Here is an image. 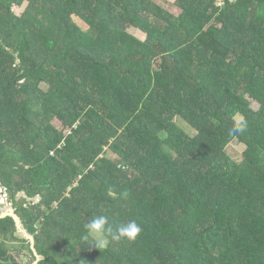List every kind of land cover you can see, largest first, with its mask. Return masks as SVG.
Here are the masks:
<instances>
[{
    "label": "trees",
    "instance_id": "trees-1",
    "mask_svg": "<svg viewBox=\"0 0 264 264\" xmlns=\"http://www.w3.org/2000/svg\"><path fill=\"white\" fill-rule=\"evenodd\" d=\"M167 2L0 0V183L40 264H264V0Z\"/></svg>",
    "mask_w": 264,
    "mask_h": 264
},
{
    "label": "rangeland",
    "instance_id": "rangeland-1",
    "mask_svg": "<svg viewBox=\"0 0 264 264\" xmlns=\"http://www.w3.org/2000/svg\"><path fill=\"white\" fill-rule=\"evenodd\" d=\"M162 5L164 6H167L169 8V10L175 14V15H178L180 13V9L178 7H176V5H171L170 3H168L167 1L168 0H158ZM170 1H173V0H170ZM167 2V3H166ZM173 3V2H172ZM168 4V5H167ZM166 7V8H167ZM23 10L22 9H18L19 12H21ZM76 21L77 23H79L84 29H88V26L80 19L76 18ZM130 32H132L134 35H136L137 37H141V38H144V36L142 35V33L140 32H136L135 29H130ZM43 88L46 89L47 87L45 85H43ZM251 108L254 109V110H257L260 108V102L256 99H253V101H251V104H250ZM240 117H242L240 115ZM53 125H55L57 127V129L61 130L62 129V122L59 121L58 119H55L53 122H52ZM181 125L186 132H188L189 134L193 135L196 133L195 130H193L192 128H185V125L181 122ZM227 152L228 154L236 161V162H241L243 161V158H244V155H243V151L245 150V146H243L242 144H237V143H231L228 147H227ZM2 184V183H1ZM0 184V212H2V210L4 209V205L1 204L2 200H1V197L3 199L8 200L10 202V204H7V206H12L14 208H17L15 205L18 204V203H21L23 199L27 198V195L25 193V191H22V192H19L17 193L16 195V198L15 200H13L11 198V195L9 194L8 196L5 195L4 193H9L8 191H6V189H4V187ZM29 198V197H28ZM32 201V205H36L38 204L40 201H41V197L40 196H37V197H34V198H30L28 199V202H31ZM12 204V205H11ZM35 230L36 231H39V228H38V225L35 226ZM93 235V234H92ZM93 237H95L96 239H98L100 242H104V238L101 237V236H97V235H93ZM3 240V238H2ZM105 243V242H104ZM107 243V242H106ZM6 244H7V247L9 248V254L15 258L17 261L21 262L22 264H28L29 261H32L31 260V254L29 252V244L27 242H19V241H12V239H9V240H6ZM19 250H23V253L25 255H27L29 258H27L26 260L24 259V257L21 255L20 251ZM22 253V254H23ZM61 257V254L59 255ZM59 257V258H60ZM61 259V258H60Z\"/></svg>",
    "mask_w": 264,
    "mask_h": 264
},
{
    "label": "clouds",
    "instance_id": "clouds-1",
    "mask_svg": "<svg viewBox=\"0 0 264 264\" xmlns=\"http://www.w3.org/2000/svg\"><path fill=\"white\" fill-rule=\"evenodd\" d=\"M243 128V121L241 118V123L240 125L237 127V131L242 130ZM1 184V183H0ZM2 185V184H1ZM3 186V185H2ZM4 187V186H3ZM4 189H6V187H4ZM6 191H8L6 189ZM5 195H9V193H4ZM125 195H127L125 193ZM2 203V202H1ZM16 209V213L18 214V209ZM19 215V214H18ZM20 216V215H19ZM9 218V217H8ZM21 218V217H20ZM22 219V218H21ZM23 224L24 221L22 220ZM25 226V224H24ZM86 229L88 230V232L90 234L93 235H97V236H101V237H110L112 240L114 241H119V240H128V241H133L137 238V236L140 234L141 232V228L140 226L135 222V221H129L125 224H121L118 227H116L115 229H113V227L108 223V218L107 216L101 215V216H97V217H93L89 223L86 224ZM26 228V227H25ZM27 229V228H26ZM28 230V229H27ZM29 232V231H28ZM34 236V240H35V248H36V239H35V234L31 233ZM21 241H25L30 245V250H31V244L29 241L26 240H21ZM37 250V248H36ZM32 251V250H31ZM38 252V251H37ZM31 254V252H30ZM39 254V253H38ZM32 257L31 260L33 261L35 259L33 252H32ZM40 255V254H39ZM42 256V255H40ZM43 257V256H42ZM43 259V258H42ZM30 263V261L28 262ZM40 263V262H39ZM38 263V264H39Z\"/></svg>",
    "mask_w": 264,
    "mask_h": 264
},
{
    "label": "water",
    "instance_id": "water-1",
    "mask_svg": "<svg viewBox=\"0 0 264 264\" xmlns=\"http://www.w3.org/2000/svg\"><path fill=\"white\" fill-rule=\"evenodd\" d=\"M2 203L4 205V209L2 210V212H0V220L1 219H6V218H11L14 223H15V233H14V237L17 238L18 240H26L29 241L31 244V250L33 252V255L35 257V259L33 261H30V263L28 264H38L41 260H42V256H40L35 248V240H34V236L28 232V230L25 228L22 219L20 218V216L16 213V209L12 206H7V204H10V202L8 200L5 201V199H3L1 197Z\"/></svg>",
    "mask_w": 264,
    "mask_h": 264
},
{
    "label": "flooded vegetation",
    "instance_id": "flooded-vegetation-1",
    "mask_svg": "<svg viewBox=\"0 0 264 264\" xmlns=\"http://www.w3.org/2000/svg\"><path fill=\"white\" fill-rule=\"evenodd\" d=\"M29 248H30V245H29ZM19 251H20L21 255L24 257L25 260H26L27 258H29L27 255H25V254L23 253V250H19ZM22 253H23V254H22ZM31 257H32V255H31ZM31 257H30V258H31ZM43 259H44V258H43ZM43 259H42V260H43ZM42 260H41V261H42ZM41 261H40V262H41ZM39 264H40V263H39Z\"/></svg>",
    "mask_w": 264,
    "mask_h": 264
},
{
    "label": "built area",
    "instance_id": "built-area-1",
    "mask_svg": "<svg viewBox=\"0 0 264 264\" xmlns=\"http://www.w3.org/2000/svg\"><path fill=\"white\" fill-rule=\"evenodd\" d=\"M219 1H222V0H218V2H219Z\"/></svg>",
    "mask_w": 264,
    "mask_h": 264
}]
</instances>
